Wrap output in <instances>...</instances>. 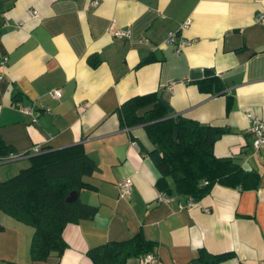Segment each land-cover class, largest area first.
Wrapping results in <instances>:
<instances>
[{"label":"crops","instance_id":"0c3cea01","mask_svg":"<svg viewBox=\"0 0 264 264\" xmlns=\"http://www.w3.org/2000/svg\"><path fill=\"white\" fill-rule=\"evenodd\" d=\"M263 4L0 0V135L18 152L81 141L95 163L85 176L93 188L78 192L95 211L65 224L60 257L51 252L32 259L33 228L0 211V264H88V246L138 229L155 242L152 258L145 263L131 256L125 264H188L199 246L232 253L216 264L263 261L264 144L252 147L246 115L264 119V22L254 20ZM112 28L127 29V35L114 36ZM168 30L188 41L177 52L164 41ZM89 53L97 55L96 64L88 63ZM207 73L221 78L224 88L199 90L195 80ZM54 88L60 89L58 97L49 93ZM152 90L173 114L228 127L212 151L238 156L243 168L258 172L257 186L215 182L189 206H176L183 199L179 195L157 202L158 173L145 154L151 143L142 124L118 126L115 109L127 96ZM225 94L231 95L227 111ZM28 105L34 120L21 110ZM14 162L9 167L15 172L28 160ZM124 176L131 185L128 195L119 197L116 183Z\"/></svg>","mask_w":264,"mask_h":264},{"label":"trees","instance_id":"16d2710c","mask_svg":"<svg viewBox=\"0 0 264 264\" xmlns=\"http://www.w3.org/2000/svg\"><path fill=\"white\" fill-rule=\"evenodd\" d=\"M86 59L90 65L98 61L95 53H89ZM195 82L199 90L207 92H216L225 86L213 73ZM230 105L231 95L225 94V111ZM115 109L118 126L142 124L151 143L145 154L157 170L154 184L158 190L197 200L215 182L238 189L257 186L258 172L243 168L238 156L215 155L212 151V143L228 127L200 122L179 113L168 116L155 90L129 95ZM25 157L26 164L0 179V211L33 228L29 242L32 259H45L51 252L60 257L66 245L62 236L65 224L95 211V206L83 202L79 195L72 201L65 199L71 190L78 193L83 188H93L85 176L92 173L95 163L85 153L81 141L18 152L0 135V162ZM154 246L155 242L138 229L125 238L90 245L85 254L88 264H125L128 257L152 253ZM231 255L230 251L211 252L199 246L195 259L199 264H216Z\"/></svg>","mask_w":264,"mask_h":264},{"label":"built area","instance_id":"2783aa9c","mask_svg":"<svg viewBox=\"0 0 264 264\" xmlns=\"http://www.w3.org/2000/svg\"><path fill=\"white\" fill-rule=\"evenodd\" d=\"M27 12L30 17L36 15V12L34 10H27ZM254 20L258 22H264V4L255 12ZM184 25H186V23L181 22L179 26L183 27ZM110 32H112V35L118 37L127 35V29L112 28ZM164 41L171 42L172 44H174L175 52L179 51L181 45L188 42L187 40H184L183 38L178 36L175 31H171V30L166 31ZM49 93L53 97H58L60 95V89L59 88L51 89ZM21 110L24 113L31 115L32 120L35 119L36 116L34 114V107L32 105L21 106ZM47 110L48 108H46V111ZM246 115L248 117L247 129L251 135V145L253 148H256L259 145L264 144V119L256 115H253L249 112ZM37 150H39L38 146L32 147V151H37ZM130 185H131V179L129 176H124L123 178H121L116 183L117 195L119 197L127 196L129 193ZM173 197H175V195L169 194L162 190L157 189L155 192V200L157 202H167L173 199ZM193 201L194 199L191 196H185L182 199V201L178 200L176 202V206L178 208L189 206L193 203ZM138 257L142 262L147 263L152 258V254L150 252H145L143 254H140ZM258 264H264V260Z\"/></svg>","mask_w":264,"mask_h":264},{"label":"water","instance_id":"95a60500","mask_svg":"<svg viewBox=\"0 0 264 264\" xmlns=\"http://www.w3.org/2000/svg\"><path fill=\"white\" fill-rule=\"evenodd\" d=\"M158 97L162 100V102H163L164 105L166 106V110H167V112H168V116L173 115V113H171L172 108L168 105L167 102H165V101L161 98L160 93H158ZM77 195H78V193H77L76 190H71V191H69V193L66 195L65 199H66L67 201H72V200H74V199L77 197ZM188 264H199V262H198L196 259H192V260H190V261L188 262Z\"/></svg>","mask_w":264,"mask_h":264},{"label":"rangeland","instance_id":"374dc122","mask_svg":"<svg viewBox=\"0 0 264 264\" xmlns=\"http://www.w3.org/2000/svg\"><path fill=\"white\" fill-rule=\"evenodd\" d=\"M14 161H18V159L14 160ZM14 161L12 160L9 162H2V163L0 162V179L6 177L7 175L14 173V171H13L14 169H11L9 167V165H13V163H15Z\"/></svg>","mask_w":264,"mask_h":264}]
</instances>
